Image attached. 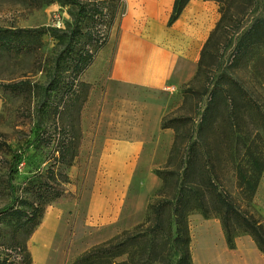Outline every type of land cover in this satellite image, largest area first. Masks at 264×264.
Listing matches in <instances>:
<instances>
[{
  "label": "rangeland",
  "instance_id": "obj_1",
  "mask_svg": "<svg viewBox=\"0 0 264 264\" xmlns=\"http://www.w3.org/2000/svg\"><path fill=\"white\" fill-rule=\"evenodd\" d=\"M219 4L221 16L226 12V29L210 41L207 38L201 50L200 70L198 63L191 79L163 94L115 83L110 87L112 103L118 100L121 105H90L84 116L85 105L80 109L77 98L83 92L87 94L93 84H101L83 80L100 65L92 63L76 78V51L93 27L91 13L99 8L110 15L116 12L113 28L125 9L123 1L0 0V26L36 28V38L30 36L29 46L22 52H0V83L24 82L20 91L0 86V208L11 205L0 214L1 258H9L13 264H73L86 251L141 222L162 185L155 171L167 166L175 135L172 127L163 128L162 124L175 116H191L197 125L210 100L208 89L225 71L239 78L264 109V90L250 68L232 65L236 28L239 24V29L246 28L253 16L263 14L264 0ZM82 7L87 11L80 16L82 30L71 36L73 20ZM105 45L98 48L94 58L99 60ZM106 88L103 85V91ZM157 101H167L166 109L154 105ZM262 119L257 114L251 120ZM214 120L218 123L221 117L217 114ZM234 121L242 124L237 117ZM38 123L42 126L40 145L35 146L37 142L26 150L10 183L13 155L34 140ZM64 128L68 134L79 135L78 154L71 166L57 163L58 152L54 151L59 138L67 135ZM237 135L243 136L241 132ZM128 140L139 143L141 149L118 157L121 150L116 151V144ZM236 145L239 161L243 148L238 137ZM232 166L233 162L218 164L222 183L243 211L252 212L241 200ZM41 188L62 193L45 207L39 225L28 236V258L12 241L15 235L25 234L26 228L17 229L11 209L21 198L31 201L33 193ZM253 203L264 216V199L258 191ZM189 221L194 264H264V254L249 234L241 235L230 248L218 217L207 218L195 211Z\"/></svg>",
  "mask_w": 264,
  "mask_h": 264
},
{
  "label": "trees",
  "instance_id": "obj_2",
  "mask_svg": "<svg viewBox=\"0 0 264 264\" xmlns=\"http://www.w3.org/2000/svg\"><path fill=\"white\" fill-rule=\"evenodd\" d=\"M189 1L175 0L169 25L180 16ZM215 1L224 5L251 0ZM83 12L87 11L82 7L74 18L71 36L82 30L80 16ZM262 12L253 16L246 28L239 29L241 24L236 28L232 65L249 67L257 84L264 90V5ZM115 13L110 15L102 8L91 13L93 27L86 33L87 41L76 51L73 67L76 78L93 63L98 48L107 43ZM225 21L226 12L223 11L208 41L226 29ZM35 30L0 26V52H22L29 46V37L36 38ZM230 41L233 42V38ZM201 64L202 59L199 60V70ZM23 84L10 82L0 83V86L20 91ZM208 91L210 100L197 125L191 116H175L162 124L163 128L172 127L175 135L167 166L155 171L162 185L157 197L149 203L146 217L133 228L123 230L105 243L86 251L73 264H194L189 217L195 211L207 218H219L230 248L235 247L237 237L249 234L264 254V216L253 205L264 172V109L242 81L227 71L213 81ZM87 96L88 90L87 94L83 92L78 96L80 109ZM217 114L221 117L218 123L214 120ZM257 114L263 116L261 122L251 120ZM236 117L241 119L242 124L234 121ZM41 130V123H38L34 140L14 153L9 170L10 183L25 159L26 150L37 142L35 146L39 147ZM63 130L67 135L59 138L54 151L58 152L57 163L71 166L78 154L79 135L68 134L66 128ZM237 132L243 136H238ZM237 137L242 140L243 148L239 161H236L239 150ZM231 162L238 193L241 200L253 209L252 212L243 211L222 183L218 164L227 166ZM54 190L41 188L33 193L31 201L21 198L19 205L11 209L17 218V229L26 228L25 234L15 235L12 241L28 258V236L39 225L45 207L61 196V191ZM9 208L10 204L1 207L0 214ZM0 264H13V261L0 257Z\"/></svg>",
  "mask_w": 264,
  "mask_h": 264
},
{
  "label": "crops",
  "instance_id": "obj_3",
  "mask_svg": "<svg viewBox=\"0 0 264 264\" xmlns=\"http://www.w3.org/2000/svg\"><path fill=\"white\" fill-rule=\"evenodd\" d=\"M122 1L125 9L111 29L99 60L95 58L93 62L100 66L95 67L94 74L83 79L90 83L101 82L89 89L84 116L90 105H121L118 100L112 103L110 87L115 83L163 94L191 79L196 73L201 50L221 17L219 2L190 0L169 25L175 0ZM103 85L109 88L103 91ZM154 105H163L166 109L168 102L157 101ZM114 141L111 138V142ZM116 146V151L121 150L118 157L132 155L131 151L141 149L139 143L129 140ZM261 181L262 177L257 191Z\"/></svg>",
  "mask_w": 264,
  "mask_h": 264
},
{
  "label": "bare ground",
  "instance_id": "obj_4",
  "mask_svg": "<svg viewBox=\"0 0 264 264\" xmlns=\"http://www.w3.org/2000/svg\"><path fill=\"white\" fill-rule=\"evenodd\" d=\"M258 192H259V195L264 199V173H263V176H262V181H261V184H260ZM51 229H53V224L49 225V228L47 229L46 234L49 235V232H50Z\"/></svg>",
  "mask_w": 264,
  "mask_h": 264
},
{
  "label": "built area",
  "instance_id": "obj_5",
  "mask_svg": "<svg viewBox=\"0 0 264 264\" xmlns=\"http://www.w3.org/2000/svg\"><path fill=\"white\" fill-rule=\"evenodd\" d=\"M57 22H58V25H60V19Z\"/></svg>",
  "mask_w": 264,
  "mask_h": 264
}]
</instances>
